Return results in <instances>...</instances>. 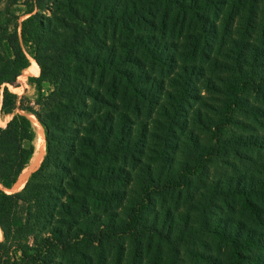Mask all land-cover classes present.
<instances>
[{
    "label": "trees",
    "instance_id": "16d2710c",
    "mask_svg": "<svg viewBox=\"0 0 264 264\" xmlns=\"http://www.w3.org/2000/svg\"><path fill=\"white\" fill-rule=\"evenodd\" d=\"M8 1L0 9V112L12 115L7 125L0 127V228L5 239L0 243V253L3 255L7 244L12 249V252L5 251L4 264H9L10 254L15 258L17 253L21 263L55 264V256L69 254L73 258L68 263L75 264L77 260L73 253L79 254L81 261L87 263L91 258L87 250L94 247L103 250L125 239H131L135 247V264H145L144 238L149 232L156 233L171 246H179L171 236L177 217L169 211L159 215L155 209L156 199L169 191H190L208 173L209 165L223 148L224 130L232 123L231 114L242 103L241 95L249 87L264 89V78L258 82L245 80L237 89L231 90V99L226 105L229 111L221 114L215 123V142L193 155L192 163L179 167L172 163L173 169L166 178L149 170L140 181L138 198L131 202L122 218L108 215V207L120 203L125 196L126 192L119 188L124 170L98 157L114 159V151L129 150L132 141L138 139L140 129L132 130L127 113L121 112L117 116L109 110L99 112L93 104L91 107L95 110L92 111L88 109V101L111 106L116 97L112 93L121 94L120 88L122 99L126 101L134 77L124 64L137 63L139 57L135 50L150 54L154 50V58L161 61L166 58L177 65V57L170 55L172 52L167 45L166 48L156 47L160 45L158 38L136 32V29L149 25L162 34L167 24L182 26L192 14L198 16L206 29L211 13L222 12L231 0H25L27 18L19 24L20 16L10 11L17 0ZM109 39L114 40L109 43ZM117 40L122 52L118 56ZM31 60L39 66L32 73L38 74L40 69L38 77L30 78L38 90L35 104L47 111L45 116L31 104H25L8 87L15 85L30 67ZM187 75V72L178 74L183 80L184 92H169L172 102L178 97L185 100L187 93L194 91ZM106 77L114 89L108 88L112 93H102L100 89L107 86ZM175 81L180 83V80ZM44 82L53 85L46 98ZM133 91L136 92V88ZM18 110L34 115L42 125L46 154L24 188L7 193L5 189L15 185L36 154L37 130L27 115ZM70 116H74V125L77 120L85 119L79 123L85 134L79 135V145L72 152H66L60 146L57 150L54 131L65 129ZM40 135L42 138V130ZM105 142L108 146L101 152L100 146ZM212 184L208 192L211 202L220 198L229 204V201L239 199L249 213L253 210L264 212L263 206H259L264 203V164L257 173L247 174L231 184ZM96 207L103 208L107 215L99 218L100 215L94 212L97 219L91 221L92 228H83L84 218H88ZM216 214L211 211V222L204 221L207 222L206 225L203 223L204 232L225 243L236 264H242V258L257 264L254 262L256 252L264 249V233L247 228L242 219L234 216L215 220ZM159 224H163V228ZM30 237L34 238L33 246L29 244Z\"/></svg>",
    "mask_w": 264,
    "mask_h": 264
},
{
    "label": "rangeland",
    "instance_id": "374dc122",
    "mask_svg": "<svg viewBox=\"0 0 264 264\" xmlns=\"http://www.w3.org/2000/svg\"><path fill=\"white\" fill-rule=\"evenodd\" d=\"M24 1L17 0V4L10 7V11L20 16L18 24L27 18L24 14ZM9 2L0 0V9ZM223 8L217 15L211 13V21L206 29L194 14L182 26L167 24L162 29V34L149 25L136 29V32L158 38L160 45L156 47L167 45L172 52L170 55L177 57V65L166 58L164 61L154 58V50H151V54L135 50L139 57L137 63L124 64L133 72L134 77V85L131 86V92H127L126 101L122 99L121 88V94L118 95L108 90L109 88L114 91L108 77L105 79L108 80L105 83L107 86L100 89L102 93L109 91L116 96L115 104L108 106L100 101H88V109L92 111L95 110L91 107L93 104L99 112L109 110L117 116L121 112L127 113L132 130L140 129L137 133L138 139L132 141L129 150L114 151V159L103 155L98 157L99 160L101 158L102 161L111 162L124 170L121 172L123 179L119 181V188L126 192L125 196L120 203L108 207V215L113 214L116 218L125 216L131 202L138 198L140 181L149 170L166 178L169 170L173 169L170 166L172 163L176 167L192 163L193 155L203 152L215 142V123L221 114L229 111L226 105L231 99V90L237 89L245 80L258 82L260 78H264V0H231L230 5ZM47 14L50 15V12ZM111 40L114 39H109L108 42ZM156 44L154 42V45ZM116 45L118 56V53H122L118 40ZM31 61L30 69L22 73L15 85L8 87L21 97L25 104H31L45 116L47 111L35 104L38 98L37 86L30 82V78L40 75V69L38 74L32 73L39 66L34 60ZM183 72L188 73L186 78L191 81L190 86L194 91L187 93V99L178 97L172 102L168 96L169 92H184L183 80L178 77V74ZM175 79L180 80V83L176 84ZM134 88L136 92L133 91ZM52 89V84L43 83L45 98ZM241 98L242 103L231 114L232 123L224 130L223 148L217 153L216 160L209 165L208 173L202 176L190 191H169L156 199L155 209L159 215L169 211L177 217L171 236L179 242V246H171L165 240L159 239L156 233L149 232L144 238L145 264H236L228 246L214 235L204 232L206 227L203 223L206 225L211 222V211L217 213L213 216L215 220L219 217L227 219L234 216L242 219L247 228L264 233V212L253 210L249 213L239 199L231 200L229 204L220 198L211 202V195L208 193L212 183L231 184L247 174L257 173L264 164V89L246 88ZM18 112L27 115L37 130L35 153L40 155L41 160L39 162L35 154L22 172L21 181L15 186L14 193L24 188L27 176L29 178L32 172L39 168L46 154L42 125L34 115L21 110ZM11 118L12 115L0 112V127L4 128ZM73 120L74 116H70L65 123V129L61 128L59 132L56 128L54 131L55 149L58 150L60 146L66 152H72L78 147L79 135L85 134L82 126L79 128V123L85 119L77 120V125L72 123ZM107 146L106 142L101 144L100 151L104 152ZM259 206H263L264 210V203ZM94 212L100 215L97 216L99 218H105L107 215L103 208H93L91 215L84 218L83 228H92L91 221L97 219ZM207 219L208 221L204 222ZM159 227L163 228V224H159ZM28 241L33 246L34 238L30 237ZM131 241L125 239L103 250L99 247L91 248L87 250V254L91 255L87 263L81 261L79 254L73 253L77 260L75 264H135L136 251ZM2 242L4 243L5 239L0 228V243ZM10 247L11 245L7 244L3 255L0 253V264H4L3 256L7 255L5 251L12 252ZM256 253L257 260L254 262L264 264V249ZM247 254L251 256V253ZM14 256L15 258L10 254L9 264H33L21 263L19 253ZM54 258L55 264H66L73 257H69V254H59ZM250 262L253 263V260L242 258V264Z\"/></svg>",
    "mask_w": 264,
    "mask_h": 264
},
{
    "label": "bare ground",
    "instance_id": "6f19581e",
    "mask_svg": "<svg viewBox=\"0 0 264 264\" xmlns=\"http://www.w3.org/2000/svg\"><path fill=\"white\" fill-rule=\"evenodd\" d=\"M35 157H38V160H39V162H40V160H41V157H40V155H38V154H36V156ZM43 161V160H42ZM28 172V171H27ZM26 174V173H25ZM21 181V175H20V177H19V179L17 180V182L15 183V185L11 188V189H5V191L7 192V193H14L13 192V190H14V188H15V186L19 183ZM28 181V176H27V179H26V182ZM26 184V183H25ZM12 191V192H11ZM17 192V191H16Z\"/></svg>",
    "mask_w": 264,
    "mask_h": 264
}]
</instances>
